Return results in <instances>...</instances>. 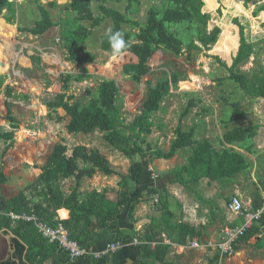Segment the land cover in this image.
I'll use <instances>...</instances> for the list:
<instances>
[{"label":"rangeland","instance_id":"obj_1","mask_svg":"<svg viewBox=\"0 0 264 264\" xmlns=\"http://www.w3.org/2000/svg\"><path fill=\"white\" fill-rule=\"evenodd\" d=\"M10 1L16 9L13 24L5 23L4 19L8 16L6 11L0 17V133H12L14 139L12 142L0 140V169L7 179L1 187V196L9 200L25 191L30 201H37L32 185L40 176L41 168L56 144L64 145L69 154L78 146L98 151L118 174L127 175L130 161L107 144L104 134L94 132L87 136L70 135L66 130L69 118L65 113L58 110L57 115L50 114L46 103L61 92V81L66 75L76 76L82 74V68L86 69V79L80 83L70 82L67 91L82 107L88 104L91 96H96L100 82L115 80L119 94L113 119L123 129L124 126H130L138 115L147 85H155L164 74L176 73L180 82L172 87L160 111L151 118L153 129L146 141L155 150H169L179 119L191 100L195 108L182 120V126L184 131L195 127L193 140L196 143L206 140L221 151L223 148L220 141L227 126L229 129L248 126L259 128L256 138L249 142L251 154L234 148L247 157L251 166L247 171L231 179L202 181L192 185L191 191L175 184L165 187L163 199L168 205L173 223H185L202 231L199 242L219 241L223 229L234 224V217L227 210L231 198L239 196L243 200L254 199L258 182L264 180V100L248 98L227 80L231 69L252 74L257 71L258 65L264 67V14L253 18V4L245 7L242 4L244 0H208L211 6H206L203 12L208 13L210 18L201 26L203 44L197 42L195 27L185 25L171 29L173 32L178 31L185 43L192 40L198 50L190 53L183 50L176 57L163 50L157 51L149 62L150 72L136 85L122 75L125 66L137 62L134 56L127 52L120 53L119 47L110 52L100 49L101 37L112 28L110 20L94 29L92 36L82 46L79 57L84 58L90 54L94 58L93 63L82 66L68 61V55L58 40L59 26L40 37L19 32L21 29L32 28L39 21L37 3L42 6L56 3L55 8L49 9L54 23L73 19L74 15L68 10L70 0ZM120 1L119 4L108 2L105 5L125 14L139 25L145 24L149 9L161 6L159 0H137V3L131 2V9L127 13L128 0ZM92 11L95 16H99L97 5L92 6ZM82 25L89 27V23ZM127 33L134 38L138 31L125 25L123 34ZM127 55L129 57L120 63L121 58ZM33 59H40V63ZM7 88L12 90L9 97L6 95ZM236 102L246 113V118L228 125L227 120L232 114L230 105ZM20 136L25 140H21ZM194 147L179 151L169 161L158 160L150 155L143 158L141 163L144 167H152L158 181L173 169L184 166ZM119 181L120 177L97 174L92 180L83 181L81 191L85 194L93 189H107L109 197L116 200L120 192ZM60 186L63 192L68 193L74 181H64ZM144 200L141 204L145 206L138 205L135 213L143 210L141 218L147 225L151 218H160L163 210L159 195L145 193ZM128 236L132 238L131 234ZM255 243L254 238L248 246H239L230 264H264V249L256 250L253 247ZM214 254V251L208 249L183 252L172 249L166 262L209 264Z\"/></svg>","mask_w":264,"mask_h":264},{"label":"trees","instance_id":"obj_2","mask_svg":"<svg viewBox=\"0 0 264 264\" xmlns=\"http://www.w3.org/2000/svg\"><path fill=\"white\" fill-rule=\"evenodd\" d=\"M159 8H151L147 12L144 25L129 19L125 14L107 7L108 2L121 3L120 0H70L68 10L74 15L73 19L61 20L58 24L51 19L49 9L55 8V2L47 6L37 3L36 8L40 15L32 28L21 29L19 32L27 33L33 37L45 35L55 26L60 27L58 40L61 47L68 55V61L85 65L94 61L90 54L84 58L79 57L82 46L92 36L94 29L99 28L106 20H110L112 28L110 32L103 35L100 40V49L110 52L119 47L120 53H130L137 60L136 64L127 65L122 69V75L132 83L139 85L142 79L150 72L149 62L157 51H165L172 56L179 55L183 50L190 53L198 50L192 40L185 43V39L178 35V31L171 29L182 26L195 27L196 38L199 44H203V26L210 18L203 9L211 6L208 0H159ZM131 2L128 0L127 13L130 11ZM97 5L99 16H95L92 6ZM253 4V18H258L264 13V0H244L243 5L247 7ZM207 6V7H206ZM6 11L8 16L4 21L12 25L16 15V9L10 0H0V17ZM82 23H89L85 27ZM130 25L137 29L138 33L133 38L131 34H123V26ZM169 26V28L167 27ZM132 39H135L134 43ZM121 58L123 63L125 58ZM136 57V58H135ZM40 63V59H33ZM118 63V62H117ZM237 64V62H235ZM87 77V71L82 68V74L66 75L62 79V88L46 103L50 114H56L61 110L69 118L66 126L70 135H90L94 132L104 134L107 144L130 161L127 175L118 174L110 165L109 161L98 151H89L85 147H75L69 154L68 149L61 144H56L45 165L41 168V174L32 185L36 192L34 203L21 191L12 199L6 200L0 193V231L5 230L14 237V255L12 260L0 264H44L52 259L53 264H81L87 258L71 261L66 253L61 251L57 244H50L38 233L32 223L19 221L12 223L9 214L34 215L43 224L56 228L61 224L68 233L70 240L76 242L80 247L91 252L96 241V234L92 232L93 227L105 232L116 231L119 238L132 235L142 244L140 255L135 264H169L166 259L171 247L164 245L162 235H165L174 245L186 247L193 240H200L202 231L185 223H173L172 215L168 211V205L164 202L163 194L166 185H179L191 191V186L202 181L213 182L217 180L231 179L251 166L247 157L236 149L251 154L252 147L249 142L253 141L258 133L257 126L236 127L229 129L221 137L222 150H216L209 141L194 142L195 127L184 131L182 120L195 108L191 100L182 113L179 125L174 131V140L167 152L155 150L146 141V137L152 133L153 125L151 118L160 111L164 99L170 96L173 86H177L180 78L176 73L164 74V77L155 85H147L146 96L139 108L138 115L133 122L123 129L113 119L116 114V100L119 94L117 84L112 80L100 82L96 89V96L92 97L86 106L73 96L68 95L70 82L80 83ZM228 81L232 82L240 91L251 99L264 100V67L258 65L257 71L252 74L242 73L240 69L229 70ZM12 90L7 88V97L11 96ZM90 94V92H87ZM232 114L227 124H235L246 118V113L241 110L239 103L230 105ZM9 110V108H8ZM51 116V115H50ZM21 140H25L20 136ZM12 133H0V140L13 141ZM194 147L192 155L187 163L167 173L163 179L158 180V189L150 188L146 191L140 189L145 174L141 163L143 158L152 155L163 161L172 160L179 151ZM137 158V159H135ZM17 162V161H15ZM97 174L104 177H120L118 186L120 192L116 201L110 200L107 189L103 191L92 190L87 193L81 192L82 183L85 179L92 180ZM73 180L74 186L68 193L62 191L60 184L64 181ZM7 179L0 169V192L1 187ZM145 193L147 195H159L162 216L151 218L140 232L120 231L118 218L126 211L127 218H134L135 209L143 203ZM159 202V200H158ZM231 200L229 201V203ZM252 212L261 211L264 205V180L259 181L256 189V197L251 199ZM228 203V204H229ZM227 204V205H228ZM68 211V219L63 221L58 217L60 210ZM66 217L65 212H61ZM235 227L241 224V219L233 220ZM232 222V223H233ZM260 237L253 247L256 250L264 249V213L260 215L253 225L240 237L235 245V251L239 246L249 245V241ZM108 256H104L108 260ZM90 259L94 262L93 257ZM218 255H214L209 264H215Z\"/></svg>","mask_w":264,"mask_h":264},{"label":"built area","instance_id":"obj_3","mask_svg":"<svg viewBox=\"0 0 264 264\" xmlns=\"http://www.w3.org/2000/svg\"><path fill=\"white\" fill-rule=\"evenodd\" d=\"M227 210L233 220L241 219V224L233 228L226 227L221 232V239L216 242H199L193 240L186 247H178L174 245L170 240L162 235L163 244L171 247L172 249H178L183 252L185 250H199L208 249L215 252L214 255H218V260L215 264H228L236 255L235 245L240 237L258 220L260 215L264 213V205L261 211L256 213L252 212L251 199L243 200L239 196L231 198V202L227 206ZM8 217L12 223L24 221L26 223H32L37 229L38 233L48 241L50 244H57L58 248L66 253L71 261H76L81 258L94 257L92 251L89 252L86 249L80 247L76 242L72 241L68 237V233L61 224H58L56 228H51L41 223L34 215H14L9 214ZM133 244L136 246L141 245L137 239L133 240ZM120 246V243H111L108 246L106 254L114 253Z\"/></svg>","mask_w":264,"mask_h":264},{"label":"crops","instance_id":"obj_4","mask_svg":"<svg viewBox=\"0 0 264 264\" xmlns=\"http://www.w3.org/2000/svg\"><path fill=\"white\" fill-rule=\"evenodd\" d=\"M253 11H254V9H253ZM147 166H148V169H146ZM147 166L144 167L145 174H144V177L142 179L140 189H142L144 191H146L150 188H154V189L159 190L158 189V181L156 180V176L153 173V169L150 165H147ZM164 176L161 179H163ZM108 197H109V194H108ZM109 199L116 201L114 199H111L110 197H109ZM141 205H143V204H141ZM143 206H145V205H143ZM1 212H2V207L0 205V213ZM61 212L66 213L65 218L61 217V215H60ZM142 212H143V210L136 211V213L134 214L133 220L130 221L127 218L128 213L125 211L124 214L118 218V224H119L120 231L121 230L122 231L128 230V231L134 232V233L140 232V230H142L143 226L146 224V223H144L145 220L141 218ZM58 217L61 218V220H63V221L67 220L68 219V211H66L64 209L60 210L58 212ZM92 232L96 234L95 245L92 249V254L94 255V257L93 256L92 257L96 261L93 262L90 258H88V259H85L84 261H82L81 264H135L137 257L140 255V248L133 244V240L136 238H130L128 235H125V237H123V239H120L119 238L120 235L118 232L112 231L109 233V232L101 231V230L97 229V227H95V225L93 227ZM13 239H14V237L12 236L11 233L6 232L5 230L0 231V263H4V262H7L9 260H12V257L14 255V246L12 244ZM111 243H120V246L118 247L116 252L106 254L108 246ZM107 255H109L108 260H105V258H103V257L107 256ZM230 263L231 262H229L228 264H230ZM44 264H53V260L49 259Z\"/></svg>","mask_w":264,"mask_h":264},{"label":"water","instance_id":"obj_5","mask_svg":"<svg viewBox=\"0 0 264 264\" xmlns=\"http://www.w3.org/2000/svg\"><path fill=\"white\" fill-rule=\"evenodd\" d=\"M135 58H136V57H135ZM135 64H136V63H135ZM112 81H114V82L116 83L115 80H112ZM259 238H260V237H256L255 240L257 241Z\"/></svg>","mask_w":264,"mask_h":264}]
</instances>
